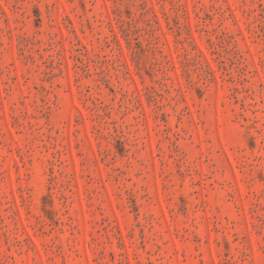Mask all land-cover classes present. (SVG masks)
<instances>
[{
    "label": "rangeland",
    "instance_id": "1",
    "mask_svg": "<svg viewBox=\"0 0 264 264\" xmlns=\"http://www.w3.org/2000/svg\"><path fill=\"white\" fill-rule=\"evenodd\" d=\"M0 264H264V0H0Z\"/></svg>",
    "mask_w": 264,
    "mask_h": 264
}]
</instances>
